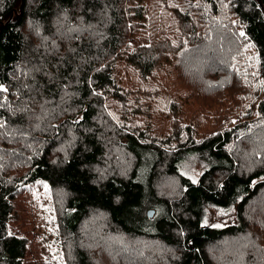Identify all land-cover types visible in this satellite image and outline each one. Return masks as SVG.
Masks as SVG:
<instances>
[{
    "label": "trees",
    "instance_id": "1",
    "mask_svg": "<svg viewBox=\"0 0 264 264\" xmlns=\"http://www.w3.org/2000/svg\"><path fill=\"white\" fill-rule=\"evenodd\" d=\"M210 47L255 57L258 134L248 142L260 150L244 151L234 127L206 132L196 112L174 135L176 120L165 119L161 138L147 137L157 88L142 85H174L176 70L191 81L197 69L195 90L202 71L221 90L242 75L238 64L215 66ZM0 85V157L9 154L0 158V264H23L26 239L8 224L19 187L36 181L55 198L65 264H116L114 251L88 250L111 236L108 248L159 245L167 264H215L208 250L235 240L239 264H264V0H0ZM184 98H166L165 110ZM191 158L202 166L196 182L182 171ZM210 210L235 221L210 225Z\"/></svg>",
    "mask_w": 264,
    "mask_h": 264
},
{
    "label": "rangeland",
    "instance_id": "2",
    "mask_svg": "<svg viewBox=\"0 0 264 264\" xmlns=\"http://www.w3.org/2000/svg\"><path fill=\"white\" fill-rule=\"evenodd\" d=\"M183 52V50L180 51V53ZM206 53L211 56L210 61L215 66H218V68H223L228 71L232 69L235 71L234 64H238L242 75L237 77L238 80L229 81V83H227L228 86L221 90H216L215 87L211 85L217 82L218 78H212L209 71L208 73L202 71V77H205V79H202L199 89L195 90L196 87H193V85L198 82L197 77H195L199 71L197 69L194 70V73L192 71L189 78L191 81L184 79L180 71L176 70V75L179 76V80L177 79L174 85L160 81V77L155 79L150 85H142L145 87L148 86L147 88L151 86L157 88V93H153L150 100L151 103L158 105L156 111L151 114L150 120L151 126L157 131H151L147 136L148 139L157 138L159 140L161 138L163 134L162 131L167 129L165 119L176 120L171 127V133L173 135L179 126L185 129L187 126L185 122L189 121V117L185 116L196 112L197 115L202 113L201 117L203 120L201 121V126H203L206 132L212 131V133H215L223 129L229 130L234 127L235 135L237 137L242 136L241 139H239V143L241 145L246 143L243 146L244 151L251 144L254 145L251 152H254L256 149L260 150V140L257 142H248L254 135L258 134L256 129H252L254 126L253 123H256L258 120L254 110V104L257 95L256 92H259V84L254 68V55L240 49L231 48L228 50L223 48L221 52L222 56H218V51H213L212 47L208 48L205 51V54ZM213 55L215 57H212ZM197 60L205 63L203 62V56H201L192 58L187 65L192 66L191 63ZM211 69L212 66H209L208 70ZM208 74L209 77L206 78ZM231 77L233 78V75ZM142 86H140L139 83L137 85V87ZM190 89L198 91L196 99L192 98L191 95L193 94L189 92ZM176 92L182 93L185 98L179 106L181 109L179 110L176 108L173 114H169L165 110L163 101L166 98H170ZM219 95H221V98L217 100L216 97ZM120 113L119 110L117 115L121 116ZM39 117H41V115ZM131 122L133 123L134 120H131ZM246 127L248 128L245 129ZM57 151L59 152V150ZM114 153V156L118 160H122L118 155L120 153H117L115 150ZM8 155L9 154H5L4 156L8 157ZM195 161L196 159L193 158L186 161V166L182 171L196 182L201 174L202 166L199 162L196 161V163ZM166 189L170 192L175 191L172 187H166ZM54 200L55 198L48 186L42 181L29 183L18 189L14 201V211L18 216L10 220L8 227L11 234L22 236L26 239L27 248L23 264H65L56 222ZM234 221V212L226 214L225 212L210 210L207 217V222H209L210 225H225ZM84 238L88 240L86 235H84ZM117 239L118 238L114 236L108 237L103 243H100V247H97L94 244L96 242L93 241L88 244V250L96 249L98 251L96 255L110 253L112 250V252L114 251V256H119L116 258V264H124V262L128 260L129 264H167V260L170 258L168 250L147 241L133 242L129 239H121L117 241L118 245L116 247L108 248L112 240ZM88 241L91 242V239ZM233 241L235 240H225L208 250L209 256L214 259L215 264H225L229 262L232 264H239V259L246 258V254L242 252V245H234ZM239 242L244 243L246 239H240ZM255 259H260V255H255V258H251V261L255 262ZM110 261L111 260L107 258L98 264H109Z\"/></svg>",
    "mask_w": 264,
    "mask_h": 264
},
{
    "label": "snow or ice",
    "instance_id": "3",
    "mask_svg": "<svg viewBox=\"0 0 264 264\" xmlns=\"http://www.w3.org/2000/svg\"><path fill=\"white\" fill-rule=\"evenodd\" d=\"M241 35H244V33H241ZM6 91H7V89L4 88L2 85H0V92H6ZM0 127H3V123L2 122H0Z\"/></svg>",
    "mask_w": 264,
    "mask_h": 264
},
{
    "label": "water",
    "instance_id": "4",
    "mask_svg": "<svg viewBox=\"0 0 264 264\" xmlns=\"http://www.w3.org/2000/svg\"><path fill=\"white\" fill-rule=\"evenodd\" d=\"M148 216H149V218H152V216H153V212L150 211V212L148 213Z\"/></svg>",
    "mask_w": 264,
    "mask_h": 264
}]
</instances>
